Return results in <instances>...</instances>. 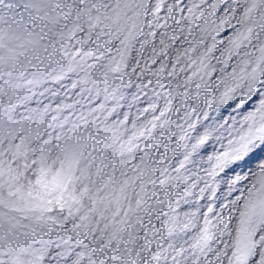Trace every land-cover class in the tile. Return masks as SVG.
I'll list each match as a JSON object with an SVG mask.
<instances>
[{"label":"snow or ice","instance_id":"1","mask_svg":"<svg viewBox=\"0 0 264 264\" xmlns=\"http://www.w3.org/2000/svg\"><path fill=\"white\" fill-rule=\"evenodd\" d=\"M0 264H264V0H0Z\"/></svg>","mask_w":264,"mask_h":264}]
</instances>
